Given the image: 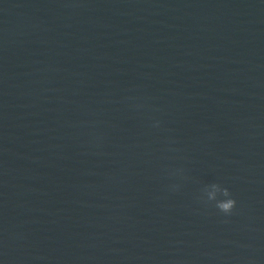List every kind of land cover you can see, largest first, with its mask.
Wrapping results in <instances>:
<instances>
[{"label": "water", "instance_id": "water-1", "mask_svg": "<svg viewBox=\"0 0 264 264\" xmlns=\"http://www.w3.org/2000/svg\"><path fill=\"white\" fill-rule=\"evenodd\" d=\"M0 264H264V0H0Z\"/></svg>", "mask_w": 264, "mask_h": 264}, {"label": "clouds", "instance_id": "clouds-1", "mask_svg": "<svg viewBox=\"0 0 264 264\" xmlns=\"http://www.w3.org/2000/svg\"><path fill=\"white\" fill-rule=\"evenodd\" d=\"M134 106L136 108H142L145 105L136 104ZM159 123V121H156L153 126L159 127ZM200 199L205 203V205L211 204L212 206H214L219 213L223 214L226 217L231 216L237 206V201L233 197L230 190L227 187H224L220 183L216 182L205 186L203 190V196H201Z\"/></svg>", "mask_w": 264, "mask_h": 264}]
</instances>
